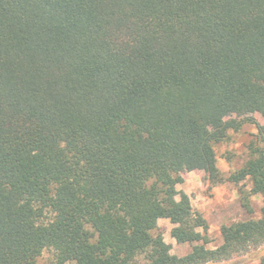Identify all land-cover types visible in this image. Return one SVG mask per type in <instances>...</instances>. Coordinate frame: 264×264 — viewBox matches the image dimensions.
Instances as JSON below:
<instances>
[{"label": "trees", "instance_id": "16d2710c", "mask_svg": "<svg viewBox=\"0 0 264 264\" xmlns=\"http://www.w3.org/2000/svg\"><path fill=\"white\" fill-rule=\"evenodd\" d=\"M247 123L260 145L230 180H251L260 215L209 248L176 187L192 170L221 183L216 145ZM262 244L264 0H0V264L47 248L53 264H210Z\"/></svg>", "mask_w": 264, "mask_h": 264}, {"label": "rangeland", "instance_id": "374dc122", "mask_svg": "<svg viewBox=\"0 0 264 264\" xmlns=\"http://www.w3.org/2000/svg\"><path fill=\"white\" fill-rule=\"evenodd\" d=\"M257 121L263 124L260 115H256ZM259 130L256 124L247 123L239 131H231L227 138L216 145L217 166L224 178L221 183L211 185L201 170H192L184 173V182L177 185L178 191L187 193L195 211L202 213L207 219L205 234L208 239L207 247L215 248L222 242L220 229L224 224H229L239 219L252 215L258 217L263 205L260 195L251 194V206L253 211L249 213L241 202V195L250 191V179L246 178L238 183L230 180L235 173L250 157L251 143L259 144ZM260 145V144H259ZM158 225L163 238L171 247V253L183 256L187 254L192 245L189 243H177L170 235L173 226L169 219L160 218ZM264 256V244L250 248L248 251L236 254L229 259L210 264H261ZM55 251L52 248L44 249L38 257L37 264H53ZM63 264H75L66 261Z\"/></svg>", "mask_w": 264, "mask_h": 264}]
</instances>
